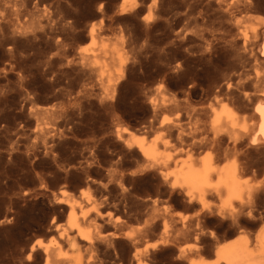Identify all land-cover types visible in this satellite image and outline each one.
Returning a JSON list of instances; mask_svg holds the SVG:
<instances>
[{
	"label": "rangeland",
	"instance_id": "1",
	"mask_svg": "<svg viewBox=\"0 0 264 264\" xmlns=\"http://www.w3.org/2000/svg\"><path fill=\"white\" fill-rule=\"evenodd\" d=\"M263 40L264 0H0V264H44L47 250L51 264H214L242 237L258 251ZM222 103L238 114L237 151L191 149L190 129ZM124 129L172 159L152 167ZM192 154L241 164L255 207L173 189Z\"/></svg>",
	"mask_w": 264,
	"mask_h": 264
},
{
	"label": "bare ground",
	"instance_id": "2",
	"mask_svg": "<svg viewBox=\"0 0 264 264\" xmlns=\"http://www.w3.org/2000/svg\"><path fill=\"white\" fill-rule=\"evenodd\" d=\"M96 32L97 31L95 28L90 29L89 39L91 41L95 40ZM261 56L264 57V40L261 46ZM214 107H211L212 109H210L212 118L210 122L208 121V126L206 124H196L195 127H193L191 124L193 128L190 129V134L194 136L195 133L199 131L201 132V135L199 137L197 136L198 138L196 137V135L195 137H193V139L191 138V144H188V146H190L191 149L210 148L216 152L227 141L231 142L232 146H228L226 151L236 152L238 148L237 143L240 139L235 135L234 132H232V130L237 125L238 114L227 103H222L218 109ZM253 117L258 120V124L257 130L252 135H250L249 144L251 146H258L260 144H264V100L257 102L256 106L254 107ZM165 125L166 123L162 121L160 122L159 127L162 128ZM181 126H176V130H178V135H176L179 139V141H177H181L183 142L182 144H185L184 142L186 140L184 136L189 135V133L185 130V127ZM168 129L169 131H171V128ZM247 129V126H244L243 131L246 134L248 133ZM123 132L129 136L126 140V143L129 146L136 145L145 161L148 162V164H150L152 167H159L160 165H164L172 159L170 155L164 157L158 152L157 143L148 144V139H146L145 136H139L138 134L136 135L128 129H124ZM160 133H163V131ZM164 135L165 133H163V136ZM168 145V141L163 140V146L168 147ZM160 150L163 151L162 149ZM193 155L194 154L188 155L187 160H185V162L182 164L180 170H178V172H175V179L171 184V187L173 189H183L186 191V194L191 198V200L196 198L201 202H204V199L207 195L220 196L223 193L225 203H232L233 201L237 202L239 207L238 213H240L242 209L247 208L249 210H252L255 207V201L253 200L254 197H251V195L253 196L252 192H254V190L249 186L248 182L243 176L246 169L241 164L229 163L227 165H219L215 162L216 156L214 157L213 154L205 155L203 158L198 160V163H195L196 161H194ZM244 193H247V196L249 197L244 198ZM62 194L63 196L67 195L66 192L63 191ZM80 222L81 221L79 220L77 215H75L74 211L71 210L67 216V224L69 225V227L72 230L81 231ZM257 243L259 247L258 251H254L255 248H253V244L248 238L245 237L238 239L233 244H221L217 253L218 259L214 264H219V262H223L224 264H264V231L258 235ZM38 245L40 246L41 243H38ZM157 245L158 244H155V247ZM71 246L75 247L76 243L75 245L72 243ZM34 249L35 244L30 249L28 259L32 257V251ZM45 255L46 257L44 264H51V255L49 250L45 251ZM74 263H81V259L75 257ZM189 264L205 263L199 260H192Z\"/></svg>",
	"mask_w": 264,
	"mask_h": 264
}]
</instances>
